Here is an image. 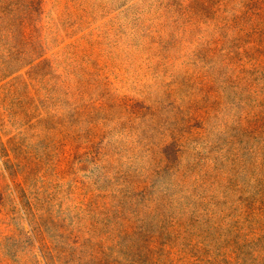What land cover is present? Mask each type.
I'll return each instance as SVG.
<instances>
[{
	"label": "rangeland",
	"instance_id": "rangeland-1",
	"mask_svg": "<svg viewBox=\"0 0 264 264\" xmlns=\"http://www.w3.org/2000/svg\"><path fill=\"white\" fill-rule=\"evenodd\" d=\"M0 264H264V0H0Z\"/></svg>",
	"mask_w": 264,
	"mask_h": 264
}]
</instances>
